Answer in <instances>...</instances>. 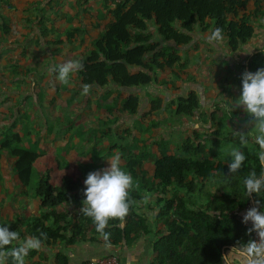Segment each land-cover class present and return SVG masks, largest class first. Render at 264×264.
I'll return each mask as SVG.
<instances>
[{"label": "trees", "instance_id": "1", "mask_svg": "<svg viewBox=\"0 0 264 264\" xmlns=\"http://www.w3.org/2000/svg\"><path fill=\"white\" fill-rule=\"evenodd\" d=\"M251 1L253 9L248 11ZM112 16L113 21L92 42L90 53L77 58L82 67L75 73L81 86L87 84L88 88L105 90L111 84L128 91L120 110L134 113L138 109V97L131 89L147 87L155 81L156 73L165 70L184 81L181 72L188 75L187 66L196 57L192 62L182 59L178 48L194 44V26L202 34L209 32L212 42H225L228 51L236 53L252 39L264 19V0H121L115 3ZM150 25L161 40L172 46L161 49L153 44L148 33ZM217 28L222 37L220 41L212 36ZM261 66H264V52L255 53L242 72H254ZM232 80L239 91L240 75ZM235 98L232 97L234 103ZM212 105L214 112L218 111L219 102L213 101ZM161 108L171 120L178 117L183 120L177 122L184 124L185 120L199 115L201 103L198 95L189 91L166 107H162L160 100L150 102L151 112ZM214 112L200 113V122L216 124L215 129L208 133L196 131L184 141L180 139L172 154L163 150L164 142H158L159 157L152 162L150 187L142 177L140 183L135 181L136 167L150 155L148 147L143 145L124 156L125 167L135 184L128 189V213L123 218H110L99 231L91 217L79 211L83 199L79 166L48 154L37 144L13 147L21 142V137L14 131V124L2 125L0 158L6 153L15 159L11 171L19 185L32 191L38 201L39 215L0 222L18 236L0 250V260L14 264L10 249L27 236H39L44 246H72L86 241L107 246L129 244L139 235L150 233L149 223L141 216L137 202L143 201L144 192H154L158 194L154 201L155 221L162 231L152 242L154 257L149 264H222L221 257L238 241L253 238L252 233L246 232L250 225L241 223L239 212L249 206L264 211V190L246 197L242 179L250 172L259 175L264 170L257 160L256 132L248 116L244 113L242 119L247 122L244 133L235 134L236 113L228 110L217 118ZM153 125L157 128L160 124ZM110 149L117 147L111 145ZM234 149L242 151L245 160L236 173L228 174L227 161ZM126 150L123 146L120 148L121 153ZM34 169L36 176L32 177ZM138 189L143 193L139 194ZM53 258L54 264H67L62 253L53 254ZM43 260L36 250H30L25 264L28 261L41 264Z\"/></svg>", "mask_w": 264, "mask_h": 264}, {"label": "crops", "instance_id": "2", "mask_svg": "<svg viewBox=\"0 0 264 264\" xmlns=\"http://www.w3.org/2000/svg\"><path fill=\"white\" fill-rule=\"evenodd\" d=\"M114 9L113 0H0V70L4 69L0 81L4 79L11 86L0 91V127L14 124V131L21 137L19 146L22 148L37 144L48 154L77 164L82 184L89 171L105 168V159H110L115 153H119L121 166L125 167L124 156L129 151L111 150L113 143L109 144V139L113 142L121 140L127 149L140 135L142 141H150V155L136 167V179L146 173L150 180L152 162L159 157L158 144L167 139L169 131L165 130L171 131L177 125L173 123H179L173 122L164 108L151 112L150 102L160 100L162 107H166L173 99L189 91L198 95L189 86L193 84L179 81L174 76L169 79L172 74L165 70L156 73L155 81L147 87L131 89L138 97V109L134 113H124L120 105L128 91L109 84L105 90L88 88L84 93L75 72L70 74L67 82L55 79L50 67L89 54L92 42L113 21ZM252 9L251 1L247 10ZM148 33L158 48L172 46L161 40L151 25ZM192 38L193 45L178 48L182 59L189 51L231 53L225 42H212L209 32L202 34L197 26H194ZM242 48L254 52L264 50V19L255 29L252 39ZM174 84L176 90L172 88ZM157 122L160 125L153 128ZM179 124L181 126H176V132L184 136L188 133L187 127ZM175 145L168 141L162 149L172 154ZM138 146H142V142L139 141ZM104 151L108 152L107 156H104ZM14 160L7 154L0 158V221L2 219L3 223L39 215L38 201L32 191L19 185L11 171ZM133 185L134 182L130 187ZM157 195L144 192L143 201L137 202L141 216L149 223L150 233L139 235L129 244L122 242L116 246L90 241L72 246L42 245L36 250L44 258L41 264H54L55 253H62L67 264H83L108 256L116 257L118 264H149L154 257L152 242L162 231L155 221L157 208L154 201ZM250 207L241 210L240 217Z\"/></svg>", "mask_w": 264, "mask_h": 264}, {"label": "clouds", "instance_id": "3", "mask_svg": "<svg viewBox=\"0 0 264 264\" xmlns=\"http://www.w3.org/2000/svg\"><path fill=\"white\" fill-rule=\"evenodd\" d=\"M213 37L220 41V29L214 30ZM82 65L76 59L50 67L59 82H67L71 73L78 71ZM88 85L82 86L87 93ZM236 106H241L243 112L252 121L255 128L254 142L258 146L257 160L264 170V66L254 72L244 71L240 75L239 94L235 98ZM241 142L243 137L241 136ZM107 166L99 170L89 171L83 179V199L79 211L91 217L96 229L102 230L110 218H123L128 213V189L132 183L131 175L121 166L119 153L105 159ZM245 160V154L234 149L227 161L228 174L236 173ZM246 197L264 190V172L256 174L250 172L242 179ZM215 190V189H214ZM213 190V192H214ZM241 223L249 224L246 232L252 233L254 238L238 241L221 257L222 264H264V211L256 206L245 210ZM42 235V234H41ZM17 233L7 225H0V250L17 240ZM42 240L39 236H27L15 247L10 249L14 264H25V257L30 250H39ZM0 264H4L0 260Z\"/></svg>", "mask_w": 264, "mask_h": 264}, {"label": "rangeland", "instance_id": "4", "mask_svg": "<svg viewBox=\"0 0 264 264\" xmlns=\"http://www.w3.org/2000/svg\"><path fill=\"white\" fill-rule=\"evenodd\" d=\"M222 43V42H219ZM263 53L264 50H260L258 52H254L250 50L249 48H241L238 52L236 53H222L220 50H199V51H189L186 55V58L189 61H194L193 59L196 57V60L190 64H188L187 69L189 71L188 75L184 74V72H181L182 79L184 82H190L192 85L191 88L195 90L198 95H199V100L201 103V109L199 110L200 113L204 114H210L211 112H214L213 109V101H216L217 103L219 102V108L218 111L214 112L216 117L219 118L222 116V114L226 113L228 110H232L236 113V116L233 119V123L235 126V134H243L244 130L247 127V122L243 121L244 112L242 110L241 106H236V103L232 102V97H237L239 94V91L237 90V87L233 83V78L236 79L239 75L242 73V67L245 66L250 58L255 53ZM235 56L234 59H232ZM0 76L4 75V69L0 70ZM186 77V78H185ZM173 76H171L172 79ZM228 79L226 81L225 79ZM3 81H0V91H4L8 88H10V84L7 85V83L2 79ZM184 84V83H183ZM20 86V85H19ZM224 92V93H222ZM3 98V95H2ZM30 99V98H29ZM170 101V100H169ZM28 102V101H27ZM226 102L229 103L228 106L226 105ZM168 103V102H167ZM169 104V103H168ZM1 110L4 112V106H2ZM226 110V111H225ZM166 113V111H165ZM195 115L192 117L190 120H185L183 126L187 127L185 130H188V133L184 134V136L179 135L176 131L178 129L176 126H181L179 123H173L177 125H173L174 129L173 130H165V132H168L166 134L167 139H164V145L165 142L170 141L173 145L175 144H180V142L184 138L190 137L193 132L201 133V132H206L208 133L209 130H214L216 124H207L200 122L201 121V114ZM167 114V113H166ZM244 115V116H243ZM164 116V115H162ZM181 118H174V121H180ZM183 120V119H182ZM181 120V121H182ZM242 120V121H241ZM229 123V122H228ZM230 124V123H229ZM232 124V123H231ZM178 126V127H179ZM233 127V126H232ZM160 129H163L162 127ZM195 129V130H194ZM161 133V132H160ZM140 135V133H138ZM181 137V138H180ZM193 137V136H192ZM181 139V141H180ZM110 140V139H109ZM142 142V146L146 145L148 147V151H150V146L149 142L148 143L145 141H142L141 135L139 138L134 139V143L129 145V148H127L126 151H130L135 149L137 147L140 149L142 146H138V142ZM180 141V142H179ZM22 143H24V140L22 139ZM113 143V142H111ZM110 143V144H111ZM20 144V143H19ZM17 145H13V147H21ZM113 145H116V147L120 150V148L124 145L121 140H117L113 143ZM175 151V147L172 149V152ZM4 156L6 153H2ZM108 152L104 151V156H107ZM125 171L129 173V170L127 167H123ZM36 176L35 169L32 172V177ZM143 182L145 183L146 186L150 187L151 186V180L148 179V176L146 173H142ZM138 181V183L141 182V178L135 179ZM132 181H134L132 179ZM29 191V190H28ZM139 194H142L143 191L139 190ZM29 193V192H28ZM1 223L3 220L1 219Z\"/></svg>", "mask_w": 264, "mask_h": 264}, {"label": "built area", "instance_id": "5", "mask_svg": "<svg viewBox=\"0 0 264 264\" xmlns=\"http://www.w3.org/2000/svg\"><path fill=\"white\" fill-rule=\"evenodd\" d=\"M120 1L121 0H114L115 3H119ZM86 264H118V260L114 256H108V257L99 258L93 261H89Z\"/></svg>", "mask_w": 264, "mask_h": 264}]
</instances>
